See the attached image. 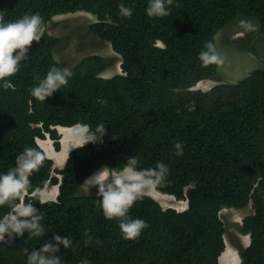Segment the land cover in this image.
Listing matches in <instances>:
<instances>
[{
  "label": "trees",
  "instance_id": "obj_1",
  "mask_svg": "<svg viewBox=\"0 0 264 264\" xmlns=\"http://www.w3.org/2000/svg\"><path fill=\"white\" fill-rule=\"evenodd\" d=\"M133 9L130 17L119 5ZM148 0H0L5 21L39 13L46 24L41 41L32 42L29 58L9 79L14 87H0V173L15 166L25 147H38L46 156L30 177L31 197L44 213L43 238H14L0 244V264H26L24 249H39L54 235H67L73 246L61 250L62 264H221L227 227L221 211L253 213L239 230L250 244L239 248L241 264H264V69L252 70L236 82H222L208 90L196 88L217 76L219 65L202 66L198 55L219 30L240 16L255 18L264 35V0H172L169 15L148 17ZM85 11L96 16L89 31L108 42L121 58L122 73L104 77L102 55L83 57L74 75L45 102L30 88L52 66L61 38L49 32L57 15ZM177 89L178 91H173ZM194 104V110L189 106ZM103 123L99 143L73 148L64 166L54 169L38 139L49 136L61 149L57 127L77 124L95 129ZM183 144V156L174 145ZM140 167H169L158 191L186 200L185 210L164 208L152 197L136 202L130 215L149 227L136 240L123 239L117 220L104 217L95 194L80 192L82 183L103 166L123 167L129 156ZM53 171L59 176L53 175ZM58 185L55 200L41 205L37 191ZM7 206H0V215ZM91 237V240H89ZM97 241H100L97 244Z\"/></svg>",
  "mask_w": 264,
  "mask_h": 264
},
{
  "label": "clouds",
  "instance_id": "obj_2",
  "mask_svg": "<svg viewBox=\"0 0 264 264\" xmlns=\"http://www.w3.org/2000/svg\"><path fill=\"white\" fill-rule=\"evenodd\" d=\"M171 2L172 0H148L146 15L150 18L169 15ZM119 11L122 16L130 17L133 9L122 3L119 5ZM240 24L245 31H256L259 27L251 20H241ZM45 33L46 24L39 13H26L15 21H5L4 12H0V87H14L9 78L14 76L20 70L22 62L29 58L28 52L32 42L39 43ZM198 58L204 67L223 63L211 41L206 43ZM73 75L70 67L54 65L43 78L37 77L38 83L30 88L29 94L37 101L45 102L63 86H67ZM194 108V104L189 106L190 111ZM72 135L75 144L83 147L89 142H101L106 135V128L103 123L95 129H90L85 124H77ZM174 148L175 155L182 157V142L175 143ZM45 159V153L40 148L25 147L17 155L15 166L0 173V206H7L9 209L6 214L0 215V244L24 237L25 233L28 234L27 238L45 236L47 231L43 223L44 213L38 210L31 197L27 200L25 198L31 187L30 177L42 166ZM168 175L169 167L164 162H157L155 167L143 168L140 167V158L134 155L128 157L123 167L103 166L88 176L81 185L88 194L91 189H96L95 195L100 197L98 202L104 217L117 220L123 239L136 240L149 224L142 218L132 217L130 209L136 202L162 187ZM36 198L41 205L50 199L46 189H41ZM99 243L100 241H97V244ZM61 246L68 249L73 246V241L67 235H54L52 242H44L39 249L25 248L26 264H62L60 255H57ZM78 264L91 262L87 258H81Z\"/></svg>",
  "mask_w": 264,
  "mask_h": 264
},
{
  "label": "rangeland",
  "instance_id": "obj_3",
  "mask_svg": "<svg viewBox=\"0 0 264 264\" xmlns=\"http://www.w3.org/2000/svg\"><path fill=\"white\" fill-rule=\"evenodd\" d=\"M96 20L97 18L95 15L85 11L53 17L49 22V32L61 38V43L55 50V56L62 66H68L73 70L75 65H77L83 57L91 54H100L103 56L106 63V70L102 73V76L111 77L115 74L122 73L121 56L113 50L110 43L100 39L89 31V26ZM241 20H251L254 24L259 25L258 20L255 18L240 16L235 21L219 30L215 37V41L218 53L223 59V63L219 64V70L215 78L202 80L198 83L196 88L208 90L218 83L236 82L244 78L254 69H264V35L260 33V27H258L256 31H245L240 24ZM74 128L75 126H73V128L59 126L57 128L61 135V149L59 151L55 149L54 142L49 136H46L45 139H38L39 143L41 145L43 144L42 147L46 151V154L54 158H52L54 161V169L61 168L60 165L63 163L62 161L65 156H61L60 152L65 148V145H70V143H67V138ZM74 146L75 143L72 144V148ZM53 175L60 177L56 171H53ZM53 187L56 186L49 184L44 188L47 190L50 197L48 201L55 200L57 197L56 194H58V190ZM39 191L36 193L39 194ZM80 192L88 194L85 192L83 186ZM95 192L96 189L93 188L90 194H95ZM156 193L163 196H159ZM149 195L157 199L164 208L174 207L179 211L187 208L186 200L176 201L177 199L172 198V195L162 193L157 189L152 191ZM157 196H159L161 200ZM168 199H173V203L169 205L166 204L165 201H168ZM251 205L250 203L240 210L225 208L224 210L226 211H221V217L227 227L225 239L234 241L233 243L237 245L238 250L240 247L245 248L250 244L249 235L242 234L239 230V226L242 224V219L246 215L253 213V207ZM231 255L234 257L233 254ZM227 259L228 256L226 261ZM239 264H241V262Z\"/></svg>",
  "mask_w": 264,
  "mask_h": 264
},
{
  "label": "crops",
  "instance_id": "obj_4",
  "mask_svg": "<svg viewBox=\"0 0 264 264\" xmlns=\"http://www.w3.org/2000/svg\"><path fill=\"white\" fill-rule=\"evenodd\" d=\"M66 128H69V127H66ZM70 136V137H69ZM69 136H68V138H67V143H70V146L69 145H67V146H69L68 147V149H70L71 150V148H72V144L73 143H75V138L73 137V135H72V133H70L69 134ZM74 141H73V140ZM41 145V144H40ZM77 144H75V147H77L76 146ZM42 146V145H41ZM80 146V145H79ZM73 149V148H72ZM70 150H69V152H70ZM63 151V150H62ZM62 151L60 152L61 154V156H62ZM69 154V153H68ZM67 157H68V155H67ZM67 159V158H66ZM64 160V159H63ZM64 164V163H63ZM63 164H61L60 166H61V168L64 166ZM53 188H55V187H53ZM59 188H57V190H58ZM58 194H56V196H57ZM174 197V196H173ZM165 203L166 204H171V203H173V199H168V201H165ZM163 206V205H162ZM231 209H235V208H231ZM237 210H240V209H237ZM232 240H229V244H230V246L232 247V249H233V253H238L237 254V256L240 258V261H238V262H234V257H232V256H229V262H226V263H224V262H222L221 261V256H222V254H221V256L219 257V260H220V262H221V264H239L240 262H241V256H240V254H239V250H238V248H237V245L235 244V243H233L234 241H232ZM226 243H227V241H226ZM225 249H226V247H225Z\"/></svg>",
  "mask_w": 264,
  "mask_h": 264
},
{
  "label": "bare ground",
  "instance_id": "obj_5",
  "mask_svg": "<svg viewBox=\"0 0 264 264\" xmlns=\"http://www.w3.org/2000/svg\"><path fill=\"white\" fill-rule=\"evenodd\" d=\"M73 128V127H72ZM70 137V136H69ZM73 140V139H72ZM74 141V140H73ZM43 145V144H42ZM70 146V145H69ZM69 146H67V145H65V148L63 149V151H62V155L63 156H65V158H64V160L62 161L64 164H65V162H66V158H67V155H68V153H69V150L70 149H68V147ZM70 148V147H69ZM61 154V153H60ZM60 157V156H59ZM53 158V157H52ZM54 159V158H53ZM60 161V160H59ZM59 161H58V163H59ZM61 162V163H62ZM62 163V164H63ZM63 164V165H64ZM58 165V164H57ZM56 187H55V189H57V188H59L58 187V185H55ZM156 194H158L159 196H163V195H161V194H159V193H156ZM159 196H157V197H159ZM172 198H174L173 196H171ZM159 199L161 200V198L159 197ZM176 199V198H175ZM176 201H178V200H176ZM252 206V205H251ZM224 210V209H223ZM224 211H226V210H224ZM227 241V246H226V249H225V251L223 252V254H222V256H221V261L222 262H224V263H226V262H229V256H232L231 254H233L234 255V262H238V261H240V258L237 256V254H236V256H235V254L233 253V249H232V247L230 246V244H229V241L228 240H226ZM227 256H228V259H227V261H226V258H227Z\"/></svg>",
  "mask_w": 264,
  "mask_h": 264
},
{
  "label": "built area",
  "instance_id": "obj_6",
  "mask_svg": "<svg viewBox=\"0 0 264 264\" xmlns=\"http://www.w3.org/2000/svg\"><path fill=\"white\" fill-rule=\"evenodd\" d=\"M26 193H27V192H26ZM26 193H25V194H26ZM6 240H7V238H6ZM12 241H13V239H11V240H7V243L10 244Z\"/></svg>",
  "mask_w": 264,
  "mask_h": 264
}]
</instances>
